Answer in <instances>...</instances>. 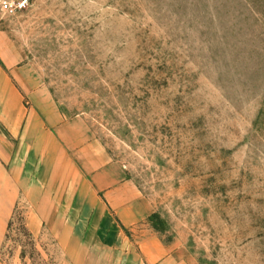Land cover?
I'll return each mask as SVG.
<instances>
[{
  "label": "rangeland",
  "instance_id": "obj_1",
  "mask_svg": "<svg viewBox=\"0 0 264 264\" xmlns=\"http://www.w3.org/2000/svg\"><path fill=\"white\" fill-rule=\"evenodd\" d=\"M0 69L24 180L0 264H264V0L0 6ZM98 172L142 219L94 195Z\"/></svg>",
  "mask_w": 264,
  "mask_h": 264
},
{
  "label": "crops",
  "instance_id": "obj_2",
  "mask_svg": "<svg viewBox=\"0 0 264 264\" xmlns=\"http://www.w3.org/2000/svg\"><path fill=\"white\" fill-rule=\"evenodd\" d=\"M3 83L7 86V93L2 96L3 103L0 106V111L4 113L5 118L10 116L15 110L9 104V95L11 97L15 95L12 87L8 85L6 80V74L4 70L0 69V89ZM19 109V108H18ZM14 116V114L12 115ZM17 118L21 115L17 113ZM12 134L18 133L20 130V122L17 120L13 125L8 127ZM41 131L38 130L37 135H40ZM49 135V134H48ZM50 137V135H49ZM9 140L6 136L0 134V221L4 222L8 219L9 209L14 207L17 201V190L24 183L23 178L19 174L9 173L4 161L8 160ZM95 183L93 184V193L98 196L103 194V199L106 200L110 206L124 219L126 223H135L142 219V209L140 207L139 195L136 188L129 182H121V180L110 181L109 177L104 178L103 173H97L95 177ZM106 180V181H104ZM107 182L106 185L101 184Z\"/></svg>",
  "mask_w": 264,
  "mask_h": 264
},
{
  "label": "built area",
  "instance_id": "obj_3",
  "mask_svg": "<svg viewBox=\"0 0 264 264\" xmlns=\"http://www.w3.org/2000/svg\"><path fill=\"white\" fill-rule=\"evenodd\" d=\"M33 0H1L0 6L6 14H14L26 9Z\"/></svg>",
  "mask_w": 264,
  "mask_h": 264
}]
</instances>
